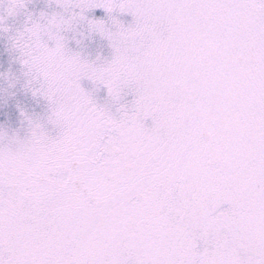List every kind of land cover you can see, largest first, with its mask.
<instances>
[{"label": "snow or ice", "instance_id": "1", "mask_svg": "<svg viewBox=\"0 0 264 264\" xmlns=\"http://www.w3.org/2000/svg\"><path fill=\"white\" fill-rule=\"evenodd\" d=\"M0 41V264H264V0H0Z\"/></svg>", "mask_w": 264, "mask_h": 264}, {"label": "rangeland", "instance_id": "2", "mask_svg": "<svg viewBox=\"0 0 264 264\" xmlns=\"http://www.w3.org/2000/svg\"><path fill=\"white\" fill-rule=\"evenodd\" d=\"M4 47H5L4 42L0 41V62L6 61L8 59V55L4 51Z\"/></svg>", "mask_w": 264, "mask_h": 264}]
</instances>
